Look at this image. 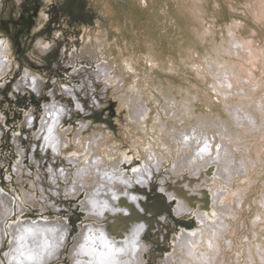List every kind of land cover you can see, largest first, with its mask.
<instances>
[{
  "label": "rangeland",
  "instance_id": "374dc122",
  "mask_svg": "<svg viewBox=\"0 0 264 264\" xmlns=\"http://www.w3.org/2000/svg\"><path fill=\"white\" fill-rule=\"evenodd\" d=\"M262 1L0 0V41L4 42L0 44V65L5 61L7 65L0 69V185L11 190L15 185L16 192L22 195L21 186L27 183L28 190L40 201L44 196L35 180L39 175L50 181L49 171L54 165L74 173L65 184L71 190L75 174L78 169L84 170L87 162L74 165L67 161L72 155H87L88 143L83 150L73 142L58 149L59 143L57 149H50L55 152L49 153L50 158L45 153L48 149L43 150L39 141L38 149L42 147L39 151H44L41 166L31 160L38 168L36 175L27 173L23 185L26 172H16L13 180L8 179L21 159L20 142L14 138L22 134L27 142L29 132L31 144L24 143L22 149L35 150L34 133L41 132L45 105L63 104L71 111L58 124L57 129L67 134L63 138H98L100 147L93 153L106 160L102 168L110 169L107 160L113 156L111 164L117 161L114 165L128 178L137 177L134 173L139 175L141 170L148 173L149 183L130 188L146 197L140 199L144 219L129 226L122 221L114 223L113 214L108 220H99L103 226L108 225V236L117 240L121 232L131 235L135 223H147L142 232L136 233L138 241L146 246V250L137 251L138 259L133 258L136 264H201L180 247L186 232L194 233L201 245L190 243L208 264L216 255L211 242L219 250L218 264H264V19L258 16ZM240 41L263 48L256 66L237 56L231 43ZM38 45H47L54 53L40 57ZM132 65L135 70L129 68ZM232 69L235 73L231 74ZM25 71L47 84L43 96L33 92L37 101L29 99L28 92L13 96L18 95L16 83L25 77ZM99 74L103 75L100 79L96 77ZM85 80L88 85H84ZM79 85L84 88L80 94L87 102L86 111L74 97L62 93L65 88ZM55 86L60 91L53 99ZM133 100L145 107L143 117L139 118L133 109ZM240 103L246 105L248 116L236 124L235 110L229 108ZM27 116L32 117L31 131L23 127ZM204 120L208 124L203 125ZM83 123L88 127L84 129ZM213 123L229 125L231 134L225 137L228 161L217 160L223 139ZM193 131L200 138L194 146L184 137ZM202 148L205 156L200 155ZM58 155L66 162L56 163ZM126 155L133 159L124 166ZM27 159L29 162V154ZM40 185L44 182L40 181ZM172 193L174 198L170 200ZM9 194L15 196L11 191ZM87 195V190L82 189L70 198L82 196L80 211L67 206L64 197L62 201L58 197L59 201L52 200V206L41 202L46 209L35 213L36 221H55L58 217L66 220L75 211L84 213L77 225L83 217L81 225L85 228L94 221L83 209ZM156 200L160 205L166 201L170 212L160 213L159 206L154 205ZM131 203L122 197L115 206L137 209ZM16 214L5 222H17ZM130 216L119 215L122 220ZM28 217L35 221L34 216ZM117 224L122 229H114ZM210 224L224 225L226 231L216 239V229ZM69 238L65 258L50 260L49 264H72L76 239ZM7 250L8 241L2 247L3 252Z\"/></svg>",
  "mask_w": 264,
  "mask_h": 264
},
{
  "label": "bare ground",
  "instance_id": "6f19581e",
  "mask_svg": "<svg viewBox=\"0 0 264 264\" xmlns=\"http://www.w3.org/2000/svg\"><path fill=\"white\" fill-rule=\"evenodd\" d=\"M262 4H263V6H262V9H261V12L258 13V16H259L260 19H264V1H262ZM233 34L234 33H232V35ZM233 36L236 37V35H233ZM101 37L103 38V40L105 39L104 34H102ZM241 41L239 43H231L232 44L231 46L233 47V49L235 47V52H236V54H237V56L239 58L246 59L247 62H249V63L252 62L253 65L256 66L257 64L255 65V62L257 60H259V54L258 53L260 51H262L263 48L259 47L257 45V43H254V42L253 43L252 42L249 43V42H245V41L241 42ZM37 48L39 50V56L40 57L41 56L42 57H46V55L48 53H54V50L53 49L51 50L50 48L45 47V46L42 47V46H39L38 45ZM241 56H243V57H241ZM5 62H3L0 65V69H3L4 66L6 68L7 65H6ZM219 65L220 64H218V66ZM129 68H131L133 70L136 69V67H134V65L129 66ZM103 70L104 69H102V71ZM252 71L254 72V70H252ZM230 72H231V74L232 73H235V71L233 69ZM254 73H256V72H254ZM24 75H25V77H23L20 81H18V83H16L18 95L17 94H13V96L14 97H17V96L22 95L21 93L28 92L29 93V97L28 98L29 99H32L34 101H37L36 100V96L34 95L33 92H36V93L40 92L41 95H42V92L47 88V84L44 83V81L40 77H38L37 75L31 74V73H29L27 71H25ZM104 76H105V74H104ZM96 77L100 79L101 77H103V75L99 74ZM90 79H91V77L88 78V80H90ZM109 80H111V78H109ZM40 81H42L43 83H40ZM84 85H88L87 80H85ZM83 89L84 88L80 87V85H79V86H74L72 88H65V90L62 93H65V94H67L69 96L74 97L77 102L81 103V105L83 106L84 110L86 111V109H87L86 103L87 102L81 96V94L83 92L82 91ZM58 90L60 91L59 87L58 86H55V89H54V91L52 92V95H51V97L53 99H55L58 96V95H56ZM24 98H25V96H24ZM58 104L53 102L52 104L50 103V104L45 105V107H44L45 108V113H44L45 115H44L43 120L40 122L41 132L39 134L38 133H34V136H35L36 141H37V144L34 145L35 146V150L38 149L39 146H41L39 144V141H40V143H42L43 150L48 149L47 151H45V153L48 154V155H49L50 152L52 153V151H53L52 148L57 149L59 147V143L60 144L62 143V144L60 146L61 148H58V149H63L62 148L63 146L70 145V144H72V142L75 143V145H77L79 143L80 144L79 147L81 148V150H83L86 147L85 146L86 143H88L90 145H89V150H88L87 155H85V156H79L81 153L80 154L78 153L79 155H72L73 158L72 159L69 158L68 159L69 161H67V164L79 165V164H81V162H87V165L84 168V170L83 169H78V173L75 174L76 175L75 183L73 184V187L71 188V190H70V188L65 187V184H67L69 181H71V178L74 176V173L71 172V170H69L70 168L67 169L65 167L60 168V166H54V165L51 166V171L48 170L51 173V175H50V181H48L49 180L48 178L45 177L46 179L44 180L43 177H41V176L38 175L37 176V180H35V184L41 186V189H40V187H39V189L41 190V193L44 196V198H42V199L40 197V201H38L39 199L38 200H35V198L32 195L31 196L33 198H30L29 197V194L26 193L25 190H22V195L21 194H18L19 200H18V198H16V196L14 198H12L8 194H6V189L3 186L0 185V234H3V233H6L7 232L8 229H7L6 226H14L17 223H26V222L33 221V220H29V219H25V220L22 219V215H20L22 212L26 211L25 217L26 216H32V217L34 216L33 219L36 221V219L38 217H37V215L35 213L37 211H44L46 209V208H43L42 207L41 202H43L45 204H48V205H51L52 204V200H54L53 202H56V201H59L58 200V198H59L60 201H62L63 200L62 197H64L65 199H67V202L66 201H64V202L68 206V205H70V203L68 202L70 200V198L76 197L78 191H81L82 189L87 190V193H88L87 199H86L87 200L86 203H82L83 206H84L83 209L86 211L85 214H88L91 218L97 219L95 217V213H92L91 212V204H90V201L91 200H95L96 201V204H97V211L100 210L101 206L103 205V203L105 201H107L108 202V205H109V208L106 209V210H104V216L98 218V220H102V219L108 220L111 217V214H113L114 217L113 216L112 217L114 218V220L113 219H111V220L114 221V223L116 221H117L116 223H118L119 221L121 223V221H122L125 224H127V226H129V225H131V222H134V221L140 220V219H144V217H142V216L139 217L138 215H140L139 214L140 211L144 212V210H145V208L142 205V201L143 200L141 201L140 199L142 198V199L145 200L146 197L143 196V195H137L135 192H132L130 190V188H132L134 185H137V184L138 185H141V186H144L145 184L149 183L148 173H146V171H144V170H141L140 173H139V175L137 173H134V174H136L137 177L128 178L127 174H125L126 172L125 173H122L118 169V167L116 166L117 165V161H115L116 163L114 162V164H116V165L111 164V161L113 159V156H110V157L108 156V160H107V162H108L107 165L110 167V169L104 168V167L102 168L101 165L106 160H104L102 158L100 159L99 158L100 156L98 154H94L93 153L94 151H97V149H99V147H100V144L98 143V138H95V139H85V140H83L85 138V137H83L82 140L81 139H78L79 141L78 140L76 141V139H72L71 137H69L71 139L68 140V139L65 138L67 134L65 132H61L60 130H58L59 129V125L58 124L63 120V118L66 116V114H69L71 112V111H69V108L66 107V105L64 106L63 104L62 105H58ZM131 104H132V107H134L133 109L136 110L137 115L139 116V118L143 117V113H144L143 112L144 111L143 108H145V107L141 103L139 104L138 100H133L131 102ZM245 107H246L245 104L240 103L239 105L235 106V108H231V107L229 108V110H233V111L235 110V113L236 114L233 115V118L235 119V123L236 124H239L243 120L244 117L248 116V114H247L248 112H245L246 111ZM31 118H30V116L29 117L28 116L26 117L25 122L23 123V127L24 128L30 130V128L32 127V123H33L32 120H31ZM203 123L204 124H208V120H204L202 122V124ZM82 125H83V128L84 129L88 127V125H85L84 123ZM200 125H201V123H200ZM213 126L219 129V132H220L221 137L223 139L222 142H221L222 143V148L220 149L219 157L217 158V160H218V162L228 161V159H229V153H227L228 148L226 146V143L227 142L225 140V137L228 136L229 134H231L230 133V130H229V125L221 126L220 124L213 123ZM49 128H51V133H49ZM199 134H201V132H199ZM20 135H21V137L18 136L19 138H14V140L15 139L16 140L18 139V141L20 142V143H18V144H20V145H18V146H20L18 148V154L21 157V159H20L19 162H16V166H15V169H16V172L17 173L22 172V169L24 167V165H23V156L26 153L28 155L30 152H32V155H31L32 156V161L34 163H37L38 166H41L40 161L43 159L42 158L43 157L42 154L44 153V151H39V150L42 149V147L39 148L38 151L35 154H34V151L35 150H31V148H27V147H26V150H25L26 152H24L23 151L24 149H22L24 147L23 144L24 143L31 144V141H30V135L31 134L28 132L27 136H28V139L29 140H27V142L24 141L22 134H20ZM63 136H65V137L63 138ZM77 136H79V134ZM25 137H26V135H25ZM184 137H186L187 140L189 139L190 144L192 146H194V144H195L196 141L200 140V138L198 137V135L197 134H194V131L192 133L191 132L190 133L186 132L184 134ZM194 139H196V140H194ZM76 147L77 146L72 147L74 149V151L77 149ZM203 148H202V150H200V155L201 156H205V154H203ZM208 149H209V147H208ZM208 149H207V153L210 154V152H208ZM66 150L68 151L67 147H66ZM61 151H63V150H61ZM209 151H210V149H209ZM64 152L65 151H63V153ZM53 153L55 154V152H53ZM75 153H77V152H75ZM49 157L51 158L50 155H49ZM58 157L55 158L56 159V163L57 162L58 163H62V162L65 163L66 162V159L61 158L60 155H58ZM124 157H125V161L127 162V163L125 162L124 166H126L128 164V162L130 163V161L133 158L132 157H129L128 155H126ZM120 162H121V160H120ZM120 162H118V163H120ZM100 166H101V168H99ZM111 166H113L114 168L112 169ZM151 169H152V166L149 168L148 172H151ZM226 169L227 168H223V171H225ZM40 172L41 173L43 172V169L42 168H41V171ZM229 172L230 171H227V175H229ZM226 177H228V176H226ZM0 179H1V176H0ZM40 181L41 182L43 181L44 182V185H40ZM49 182L51 183V185L49 184ZM129 185H131V186H129ZM123 186H129V187H128V189L127 188L125 189ZM114 187H116V188H114ZM111 192H115L117 194V199L116 200H112L111 199ZM122 197H127L132 202L131 204H133L135 206L137 205V212H135L133 210V208H131L130 206H129L128 209H125V210L124 209H121L119 207H116L115 204H117L118 201ZM132 197H135L136 199L133 200ZM157 197L160 198V196H157ZM27 198L30 199V200H28ZM172 198H174V194L173 193L171 194L170 200H172ZM159 201L156 200L154 202L155 203L154 205L160 207L162 205V203L160 205L159 204L160 203ZM206 202L208 203L207 200H206ZM26 204H29L30 205L29 206V209H25ZM207 207H208V205H207ZM117 209H119V210H117ZM55 210H56V208H55ZM69 210H71V209H69ZM84 210H83V212H84ZM66 211L69 212L68 210H66ZM66 211H65V213H66ZM221 211L223 213H226L227 212V211L225 212L223 210H221ZM17 212L19 214V217H18L17 222H14V221L12 223H10L9 221L5 222V220L8 217H11L12 214H14V213L16 214ZM73 212H74V216L71 215V216L67 217L66 220H62L60 217H58L55 221H50V220L47 219L51 223H59V224H62L63 226H66L68 228V234H67V237H66V240H65L64 247H62L58 252L54 253V256L56 255L54 257L55 259L54 258L52 259L54 261L55 260H59V259L61 260L62 258H65V253L68 250V248H66V246L71 243V239L69 237H73V238L75 237L76 244H77L79 242V240H80L81 235L83 234V232L86 231V228L88 226V225H86V227L83 228L82 225H77V221H80L81 215L79 213L75 212V211H73ZM124 214L125 215L126 214L131 215V218L128 219L127 221L126 220L124 221V220L120 219V217H123ZM119 215H120V217H119ZM36 222L37 223H44L45 222V219L44 220H40V221H36ZM141 224H143V225H145V227H147V223L146 222L145 223H142V222L135 223L133 225V228L130 229L131 230V235H129V233L127 234L126 231L124 233L121 232L120 235H118V237L121 238V239L120 240L115 239V240H117L119 242H124V240H122V238H124V236H125L127 238V240H125V241H129L130 242L133 238H136V233L139 232V225H141ZM185 225H187V224H185ZM188 225L189 226H192L193 224H191V225L188 224ZM107 226L108 225L103 226V228H104L105 231H106V227ZM121 226L122 225L117 224V227L114 228V229H116V230L122 229ZM209 226H211L212 229H216L215 230V232H216V237L215 238L216 239L219 238V236H221L226 231L225 226L224 225H221V224H219L218 226H215V225L210 224ZM217 227L219 229H217ZM149 235H152V234L150 233ZM9 238L10 237L7 236V235L4 236V244L8 241ZM181 238L182 239H181V245H180V247L182 246V248L186 250V254L188 255L189 258H194L195 259V263L208 264L207 260L204 258V255L203 254H200V252L196 249V247L192 246L191 243H190V242H193L195 244V246L197 245L198 247L201 245L199 243V241L196 240V238H194V233L191 235V234H188L186 232L183 235V237H181ZM110 239H112V238H110ZM216 239H215V241H216ZM138 242L141 243L140 241H138ZM141 244L144 247L141 248L139 250V252H141V250H143V249H146L145 244L144 243H141ZM210 245H212L214 247V252L216 253V255L213 257V259L210 262H211V264H218L217 261H219V252H218L219 250H218V248H217V246H216L215 243L211 242ZM2 253H3L2 247H0V258H3ZM135 258L138 259V256L135 255ZM72 259H73V257H72ZM192 264H194V262Z\"/></svg>",
  "mask_w": 264,
  "mask_h": 264
},
{
  "label": "clouds",
  "instance_id": "9594fccd",
  "mask_svg": "<svg viewBox=\"0 0 264 264\" xmlns=\"http://www.w3.org/2000/svg\"><path fill=\"white\" fill-rule=\"evenodd\" d=\"M111 199H117L115 192H111ZM90 204L91 212L95 213L97 219L87 226L74 247L72 264H136L133 258L144 246L136 238L130 242L110 239L98 220L104 216V210L109 208L108 202L105 201L98 211L95 200H91ZM6 227L7 232L0 234V247L4 246L5 235L10 238L8 250L2 253L0 264H49L54 258V253L64 247L68 234L66 226L51 223L47 218L44 223L31 221ZM144 228L145 225H139L140 232Z\"/></svg>",
  "mask_w": 264,
  "mask_h": 264
},
{
  "label": "flooded vegetation",
  "instance_id": "af4514ba",
  "mask_svg": "<svg viewBox=\"0 0 264 264\" xmlns=\"http://www.w3.org/2000/svg\"><path fill=\"white\" fill-rule=\"evenodd\" d=\"M24 152H26L25 151V149L23 150ZM35 154V153H34ZM32 155V152H30L29 153V162H28V159H27V153L23 156V165H24V167H23V169L26 171V174L24 175V181H23V183H22V185L25 183V182H27V178H25V177H27V173H28V175H31V176H33L34 174H35V172H37L38 171V168H36L35 166H33L32 164H31V156ZM10 165V164H9ZM22 169V172H19L20 174L21 173H23V172H25L24 170ZM16 169H13V174L12 175H10V176H8V179L9 180H13L14 179V176H15V174L17 175V173H16V171H15ZM12 171V170H11ZM17 179H19V178H17ZM17 179H15V180H17ZM29 180V179H28ZM30 181H32V180H30ZM19 182V181H18ZM20 183V182H19ZM31 185H32V183H31ZM6 187H8V186H6L5 185V188ZM22 187V189L23 190H25V191H27L28 192V194H29V197L30 198H35L36 197V195L34 194V193H32V192H30V190H28V184L26 183L25 184V186H21ZM12 190L11 189H9V188H6V194H8V195H10L12 198H14L15 196H16V198H18V194H19V192H15V191H18V188H16L15 187V185H12ZM8 189V190H7ZM10 191L12 192V193H14L15 194V196L14 195H11V194H9L10 193ZM9 192V193H8ZM31 193V194H30ZM17 194V195H16ZM34 194V195H33ZM33 197H32V196ZM18 200H19V198H18ZM35 200H36V198H35ZM82 200H83V198H82V196H79V198H77V199H72V200H70V205H73V206H75L76 208H77V211H80L82 208H81V206H80V203L82 202ZM66 202H67V200H66ZM64 205V207L65 208H67L66 206H65V204H63ZM29 204H26V206H25V209H29ZM79 214H83V213H80V212H78ZM19 214H18V212H17V214L15 215L16 217L18 216ZM20 215H22V219H29V220H32V218H30V217H28V216H26L25 217V215H26V211H24V212H22ZM24 216V217H23ZM82 219L84 220V218L82 217ZM82 220V221H83ZM82 221L80 222V225L82 224Z\"/></svg>",
  "mask_w": 264,
  "mask_h": 264
},
{
  "label": "water",
  "instance_id": "95a60500",
  "mask_svg": "<svg viewBox=\"0 0 264 264\" xmlns=\"http://www.w3.org/2000/svg\"><path fill=\"white\" fill-rule=\"evenodd\" d=\"M158 210H159L160 213L165 212V211L170 212L171 208H170V205H169L166 201H163L162 206H160V207L158 208ZM134 211L137 212V209H135ZM139 214H140V215H138L139 217H140V216L144 217V215H141L140 212H139ZM145 217H146V216H145ZM130 218H131V216L128 217V218H124L123 220H124V221H125V220L127 221V220L130 219ZM182 222H183V224H188V223H189V221H182Z\"/></svg>",
  "mask_w": 264,
  "mask_h": 264
},
{
  "label": "snow or ice",
  "instance_id": "6c2138e0",
  "mask_svg": "<svg viewBox=\"0 0 264 264\" xmlns=\"http://www.w3.org/2000/svg\"><path fill=\"white\" fill-rule=\"evenodd\" d=\"M0 43H3V41H0ZM47 47V45H45ZM49 133H51V128H49Z\"/></svg>",
  "mask_w": 264,
  "mask_h": 264
}]
</instances>
